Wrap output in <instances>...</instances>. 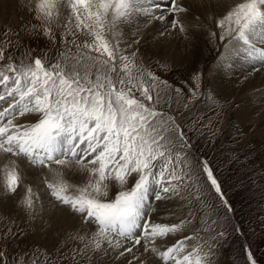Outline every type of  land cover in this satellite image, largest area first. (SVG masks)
I'll use <instances>...</instances> for the list:
<instances>
[{"label":"snow or ice","instance_id":"6c2138e0","mask_svg":"<svg viewBox=\"0 0 264 264\" xmlns=\"http://www.w3.org/2000/svg\"><path fill=\"white\" fill-rule=\"evenodd\" d=\"M19 2L30 21L0 28V264H216L244 236L232 165L251 152L220 146L264 107V81L231 94L264 74V0ZM177 32L182 58L211 45L207 73L160 74ZM66 215L80 223L70 249L28 245V228ZM240 251L258 264L246 239Z\"/></svg>","mask_w":264,"mask_h":264},{"label":"rangeland","instance_id":"374dc122","mask_svg":"<svg viewBox=\"0 0 264 264\" xmlns=\"http://www.w3.org/2000/svg\"><path fill=\"white\" fill-rule=\"evenodd\" d=\"M11 11L10 14L13 12ZM12 16L5 15L4 18H0V28L4 25L15 28L29 22L31 19L26 9H24L23 13ZM208 51L211 52L210 50ZM55 54L54 50L50 53L51 56H55ZM210 59V57L208 60L204 59L205 62H203L205 66H212L213 60L211 59L210 61ZM168 63L173 69L172 73L160 72L158 68L154 70L160 72L163 77L170 81L179 80L182 76L180 64L174 63L170 59ZM206 103H211V101H206ZM227 121L228 116L226 115L222 121L221 127L215 130L216 135H221V133L228 128ZM240 127L242 129V135H240L239 139H235L232 130H228L227 135L223 138V144L220 147H222L229 156L239 155L242 160L245 155L251 152V155H247V160H243V168H240L236 164L232 165L233 170L236 171L237 174L246 173L244 176V183L247 190L235 197L238 201L236 208L239 210L237 213V222H242L241 227L243 228L244 236L234 237L230 239L228 243L221 245L217 251L216 264H244L240 246L244 243L245 239L247 243L251 245L258 264H264V230H262L264 225L260 223L261 218L264 217V138L260 137L257 141L256 138L253 137V133L264 128V122L256 120L249 125H242L240 123ZM245 130H247V132ZM217 159L219 160L220 157L218 156ZM222 164L227 167L229 160H222ZM11 209V200L0 203V211L5 214L11 211ZM16 216V223L21 224V226H26L22 219V214L17 212ZM56 229H59V232H57ZM28 230L35 232L34 235L28 238L27 243L29 246L38 244L41 247H46L51 250L59 240H66L65 250H68L71 246L76 244L75 241L67 238L65 235L66 231H63L60 226H53L52 230H45L43 228L38 229V227H30ZM71 231L72 230L69 229L67 232Z\"/></svg>","mask_w":264,"mask_h":264},{"label":"bare ground","instance_id":"6f19581e","mask_svg":"<svg viewBox=\"0 0 264 264\" xmlns=\"http://www.w3.org/2000/svg\"><path fill=\"white\" fill-rule=\"evenodd\" d=\"M25 3H27V0H25ZM224 3L226 5H229L232 3V0H224ZM24 9L26 8L20 5L19 0H0V18H4L5 15H11V16L19 15L23 13ZM10 11L12 12V14H10ZM202 43L200 42V45L195 55H188L187 57L182 58L181 53L184 50V40L181 34L177 32L174 36L168 38V41H167L168 47L165 49V51L169 54L170 57L172 53H175L174 58H170V60L174 63L180 64V67L182 69V76H186L194 68L203 67L204 71L206 72L208 68H210L209 66H205L204 59L208 60L209 57L212 59L214 54L208 51L210 50V45H205ZM262 81H264V74H260L256 76L255 80L252 81L244 91H241V92L233 91L231 94L236 96L237 99H239L241 96L245 94V92H248L249 90H251L253 85L257 87L262 86ZM256 120L258 121L260 120L261 122H264L262 121L264 120V107L252 108L251 106H249L248 115L244 119L240 120L239 122L242 125H249V124L254 123ZM245 131L247 132V130ZM253 137L256 138L257 141L259 140L260 137L264 138V128L260 129L256 133H253ZM54 226L56 227L60 226L63 231L67 232L69 231V229H71L72 231L79 229L80 223L78 219L66 215L64 218H62L59 221V223H57Z\"/></svg>","mask_w":264,"mask_h":264}]
</instances>
